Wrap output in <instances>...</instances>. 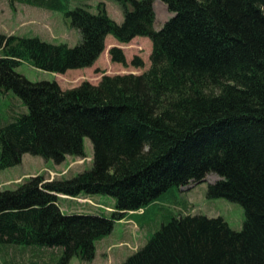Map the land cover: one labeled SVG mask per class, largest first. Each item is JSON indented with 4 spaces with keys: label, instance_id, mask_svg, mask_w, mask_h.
I'll return each mask as SVG.
<instances>
[{
    "label": "trees",
    "instance_id": "obj_1",
    "mask_svg": "<svg viewBox=\"0 0 264 264\" xmlns=\"http://www.w3.org/2000/svg\"><path fill=\"white\" fill-rule=\"evenodd\" d=\"M8 1L64 13L81 42L0 33V94L13 92L28 109L14 107L7 121L0 111V171L26 154L57 165L84 158L86 138L94 165L72 178L38 175L0 188V244L62 249L58 264L92 262L96 242L130 212L216 175L207 197L239 203L242 231L221 217L172 213L124 264H264V0H117L121 24L105 3L95 14L70 10V0ZM156 1L173 14L160 30ZM108 36L120 44L149 38V70L67 90L17 71L24 62L58 74L91 68ZM109 55L128 66L121 47ZM131 65L145 63L135 56ZM82 194L113 197L111 216L62 210L59 195Z\"/></svg>",
    "mask_w": 264,
    "mask_h": 264
},
{
    "label": "rangeland",
    "instance_id": "obj_2",
    "mask_svg": "<svg viewBox=\"0 0 264 264\" xmlns=\"http://www.w3.org/2000/svg\"><path fill=\"white\" fill-rule=\"evenodd\" d=\"M100 3H105L106 10L111 19L121 24L124 21V12L117 0H70L69 9L84 6L92 13H98ZM155 28H160L173 16L165 4L156 1ZM0 33L20 37H38L52 44H68L71 47L81 42L80 32L71 26V21L64 13L47 10L25 4H10L8 0H0ZM112 41H117L113 36H108L106 49L99 60L91 68L70 70L66 74H58L39 70L29 63H22L17 71L32 82L56 81L63 90L76 88L83 82L99 84L103 74L107 76L117 75H141L151 67L152 43L149 38L138 37L129 44H122L127 57V65L112 63L107 48ZM135 56L141 57L145 65L143 68H135L131 65ZM97 70L101 72H97ZM21 109L28 112L26 106L13 93L0 94V111L4 121L10 120L12 110ZM19 112V111H18ZM94 147L89 138L85 139V157H68L61 166L53 161H46L42 157L26 154L22 164L13 168L0 171V188L3 190H15L20 184L31 177L44 175L47 180L53 181L63 178H72L79 173L93 168ZM54 174V177L50 175ZM217 179L216 175H209L205 182L185 188H172L163 194L159 204L152 207L144 222L158 218L161 222L164 217L173 214L179 215H204L209 218H223L234 231L240 232L244 228L246 215L244 208L236 202L225 198L210 199L207 197L208 185ZM77 199L62 197L60 206L67 214H95L98 212L96 205L115 207V199L106 195H92L89 198L85 194ZM94 197V199H93ZM173 204V205H172ZM108 217L111 213L107 212ZM163 217V218H162ZM162 218V219H161ZM127 225L117 222L111 236L96 242V256L92 262H85L75 257L70 264H124V262L139 249L143 248L149 236L126 234ZM161 223L158 226L159 230ZM155 232L152 233V235ZM151 235V236H152ZM62 249L47 248L39 245H9L0 244V264H58ZM112 257V258H111Z\"/></svg>",
    "mask_w": 264,
    "mask_h": 264
},
{
    "label": "crops",
    "instance_id": "obj_3",
    "mask_svg": "<svg viewBox=\"0 0 264 264\" xmlns=\"http://www.w3.org/2000/svg\"><path fill=\"white\" fill-rule=\"evenodd\" d=\"M108 38V37H107ZM135 40V39H134ZM133 40V41H134ZM132 41V42H133ZM112 46H119V47H122L123 45L120 44L118 41H112L110 47L107 48V51H109V49L112 47ZM107 47V46H106ZM123 48V47H122ZM136 74V73H134ZM66 162V161H65ZM63 164V163H62ZM62 164L58 165V166H61ZM57 165V164H56ZM91 198V197H89ZM94 199V197H93ZM160 202L159 201H156L155 203L149 205L148 207H146L145 209H141L139 211H136V212H130L126 217L125 219L119 221V223H122V224H126L127 226L125 227V230L127 229V232L126 234H134V235H140L142 236L143 240L145 239V237L143 236H146L150 238V236L152 235L153 232H156L157 229H158V226L163 224V222L166 220V217H162L163 218V221L161 222L160 220L155 219V220H148V224L144 222L145 218H147V216L149 215L150 213V210L152 207H156ZM173 205V204H172ZM111 207V206H109ZM161 218V219H162ZM113 233V232H112ZM111 236V234L109 235ZM104 240V239H102ZM97 248V247H96ZM112 258V257H111ZM95 260V259H94Z\"/></svg>",
    "mask_w": 264,
    "mask_h": 264
}]
</instances>
